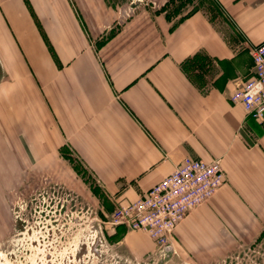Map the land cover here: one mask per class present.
I'll return each instance as SVG.
<instances>
[{
  "label": "crops",
  "instance_id": "1",
  "mask_svg": "<svg viewBox=\"0 0 264 264\" xmlns=\"http://www.w3.org/2000/svg\"><path fill=\"white\" fill-rule=\"evenodd\" d=\"M263 42L264 0H0V199L27 177L79 182L110 218L186 157L220 161L224 185L177 225L168 257L217 264L254 246L264 120L230 96ZM116 230L134 259L156 252Z\"/></svg>",
  "mask_w": 264,
  "mask_h": 264
},
{
  "label": "rangeland",
  "instance_id": "2",
  "mask_svg": "<svg viewBox=\"0 0 264 264\" xmlns=\"http://www.w3.org/2000/svg\"><path fill=\"white\" fill-rule=\"evenodd\" d=\"M25 180L1 192L0 264H188L156 252L143 259L124 252L116 243L121 235L107 224L109 216L100 215L86 185L77 182L74 190ZM217 264H264V233Z\"/></svg>",
  "mask_w": 264,
  "mask_h": 264
},
{
  "label": "built area",
  "instance_id": "3",
  "mask_svg": "<svg viewBox=\"0 0 264 264\" xmlns=\"http://www.w3.org/2000/svg\"><path fill=\"white\" fill-rule=\"evenodd\" d=\"M155 6L164 0H145ZM131 8L122 9L120 20L127 19ZM253 78L239 86L230 101L242 105L245 113L256 121L264 120V42L250 50ZM220 161L207 163L186 157L166 178L152 187L146 196L129 205L116 208L107 224L145 233L156 243V254L168 255L174 229L186 215L207 203L224 185Z\"/></svg>",
  "mask_w": 264,
  "mask_h": 264
}]
</instances>
